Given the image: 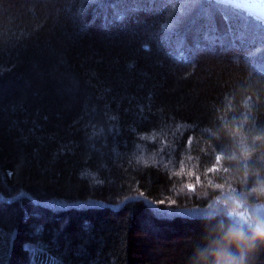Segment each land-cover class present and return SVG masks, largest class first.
<instances>
[{"label":"trees","instance_id":"1","mask_svg":"<svg viewBox=\"0 0 264 264\" xmlns=\"http://www.w3.org/2000/svg\"><path fill=\"white\" fill-rule=\"evenodd\" d=\"M178 8L0 0V264H189L207 220L261 217L264 30L221 9L235 31L170 36Z\"/></svg>","mask_w":264,"mask_h":264},{"label":"snow or ice","instance_id":"2","mask_svg":"<svg viewBox=\"0 0 264 264\" xmlns=\"http://www.w3.org/2000/svg\"><path fill=\"white\" fill-rule=\"evenodd\" d=\"M124 2L133 5L135 7L136 13L143 12L147 14L154 13L159 7H162L164 5H179V8L177 9L180 17L179 21L175 20L174 14V22L170 25H165L166 30L170 29V31L168 32L170 36L175 34L178 24L182 22L183 19L189 17H198L200 22L205 26L202 35L206 33L208 36L216 35L218 37L219 26L216 25V30L212 31V24L215 21V17L217 15L220 17L221 20L225 22L226 26H232V30L235 31V26L233 22L235 21V23L238 24L239 20H234L232 16L228 15L226 11H221V9L242 11L246 16H248L251 20L255 22V25L258 26L260 30H264V0H124ZM242 3H251L254 5H259V7L239 8V5ZM124 19H126L125 16L118 15L116 16L113 22H120ZM143 47L146 51L150 50L148 45H144ZM181 51H183V49H181ZM261 51L262 53H264V47H262ZM129 67L131 68L133 67V65H129ZM109 119L116 120L117 117L113 116ZM219 131L221 132L220 135L216 136L215 138L212 135H208L207 139L214 140L215 149L217 151H225L224 145L226 143H230L231 139L228 137L227 133L223 129ZM257 131L259 132V134L254 135L253 141H264V119L261 120V127H259L258 129L255 126H252V132L255 133ZM185 144L190 149L193 145L192 139L186 138ZM210 153L211 149H209V154ZM220 160L221 156L216 155L215 161L218 163ZM253 164H255V161H253ZM218 170L219 169L217 167L213 166L211 168H208V173H215ZM223 171L228 172V168H224ZM197 180H199V177H197ZM216 187L220 188L222 187V185L217 184ZM189 190L195 191V187L193 185H189ZM37 206L42 205H40L38 202ZM50 207L59 208V204L51 205ZM209 207H211V205ZM191 211L195 212L196 210L193 209ZM239 215L243 217V213H240ZM244 224L234 222L233 226L238 227Z\"/></svg>","mask_w":264,"mask_h":264},{"label":"clouds","instance_id":"3","mask_svg":"<svg viewBox=\"0 0 264 264\" xmlns=\"http://www.w3.org/2000/svg\"><path fill=\"white\" fill-rule=\"evenodd\" d=\"M246 195L250 210L254 202L264 203V184L251 186ZM213 219L204 223L189 264H253V257L264 247V217L250 215L244 224L247 230L233 223L213 224Z\"/></svg>","mask_w":264,"mask_h":264},{"label":"rangeland","instance_id":"4","mask_svg":"<svg viewBox=\"0 0 264 264\" xmlns=\"http://www.w3.org/2000/svg\"><path fill=\"white\" fill-rule=\"evenodd\" d=\"M256 212L261 216V217H264V206H260L258 208H256ZM248 217V214H243V217L240 216V220L242 222H245L246 221V218Z\"/></svg>","mask_w":264,"mask_h":264},{"label":"water","instance_id":"5","mask_svg":"<svg viewBox=\"0 0 264 264\" xmlns=\"http://www.w3.org/2000/svg\"><path fill=\"white\" fill-rule=\"evenodd\" d=\"M251 7H259V5H254V4H251V3H249V4H240L239 5V8H251Z\"/></svg>","mask_w":264,"mask_h":264}]
</instances>
